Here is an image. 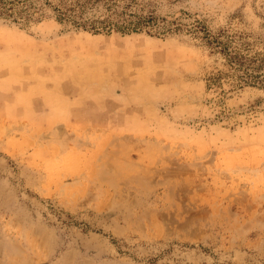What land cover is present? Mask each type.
I'll list each match as a JSON object with an SVG mask.
<instances>
[{
  "label": "rangeland",
  "instance_id": "rangeland-1",
  "mask_svg": "<svg viewBox=\"0 0 264 264\" xmlns=\"http://www.w3.org/2000/svg\"><path fill=\"white\" fill-rule=\"evenodd\" d=\"M130 9L264 53V0ZM216 59L186 31L0 18V264H264V91L219 102Z\"/></svg>",
  "mask_w": 264,
  "mask_h": 264
},
{
  "label": "trees",
  "instance_id": "trees-1",
  "mask_svg": "<svg viewBox=\"0 0 264 264\" xmlns=\"http://www.w3.org/2000/svg\"><path fill=\"white\" fill-rule=\"evenodd\" d=\"M138 4L139 0H0V18L28 26L41 22L45 17H53L67 29L95 34L115 31L167 37L186 31L217 56L218 65L208 75L207 86L220 89L219 102L225 103L229 92L245 87L264 91V53L253 51V44L247 36L226 29L213 32L200 20L189 25L180 19L167 20L155 12L142 13L130 9ZM98 8L103 11H97ZM139 10L143 9L140 7ZM226 85H229L228 89ZM259 100L264 102V97ZM169 245L159 257L170 254L177 244Z\"/></svg>",
  "mask_w": 264,
  "mask_h": 264
}]
</instances>
